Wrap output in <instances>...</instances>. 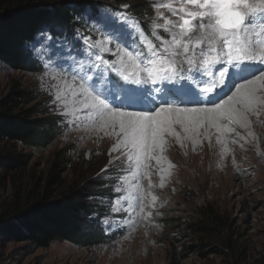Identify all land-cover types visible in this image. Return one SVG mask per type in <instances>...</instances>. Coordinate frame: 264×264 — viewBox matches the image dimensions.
Here are the masks:
<instances>
[{
	"label": "snow or ice",
	"instance_id": "6c2138e0",
	"mask_svg": "<svg viewBox=\"0 0 264 264\" xmlns=\"http://www.w3.org/2000/svg\"><path fill=\"white\" fill-rule=\"evenodd\" d=\"M153 8L150 35L130 16L105 14L92 24L102 39L76 33L82 49L47 31L31 45L36 59L63 73L53 78V95L71 123L114 135L111 152L125 150L121 184L127 187L116 188L125 194L117 199L141 213L151 195L143 184L147 178L151 187L150 161L165 159V137L180 139L177 126L239 136L236 127L250 129L251 117L264 114V0H156Z\"/></svg>",
	"mask_w": 264,
	"mask_h": 264
},
{
	"label": "rangeland",
	"instance_id": "374dc122",
	"mask_svg": "<svg viewBox=\"0 0 264 264\" xmlns=\"http://www.w3.org/2000/svg\"><path fill=\"white\" fill-rule=\"evenodd\" d=\"M98 1L107 5L117 0ZM140 1L149 4L150 16L147 23L150 29L155 16L153 4L156 0ZM161 11L170 15L164 9ZM122 13L130 16L124 11L113 13L108 10L102 12V15L120 16ZM94 20L89 19L86 22V31L81 34L91 36L93 40L102 39L100 32L92 28ZM159 34L167 38V33L163 30ZM153 42L158 43L155 40ZM76 43L81 49L85 47L80 38ZM111 47L114 49L115 46ZM103 55L107 60L115 59L111 53ZM32 57L34 65L40 67L36 71H14L0 62V101L16 91V88L32 92L39 98L36 103L42 105L41 109L59 120V135L47 149L25 150L18 144L0 142V156L11 150L16 154L26 155L30 160L22 181L24 205L46 195L49 192L47 189H51L48 195L53 200L57 199L63 192L60 186L62 183L80 184L93 180L98 174L99 179L106 184L103 193L112 199L98 197L96 200L103 209L109 206L101 223L106 235L111 238L96 246L58 242L47 249H36L26 242L4 241L0 238L2 263L258 264L264 259V145H261L259 138L253 139L252 148L249 149L244 147L235 150L231 146L236 145L237 140L230 138L231 141H228L231 146L224 144L218 150L208 148L207 154L197 155L199 158H196L195 152L178 154L170 151L163 155L165 159L161 163L157 164L153 160L158 167L157 176L160 180L155 182L151 179L149 187L147 179L144 190L151 195L145 200L146 206L142 213L138 208L133 211L126 207L128 201L122 204L123 199H117L125 195L116 191V188L122 187L121 178L127 174L124 171V157L116 156L112 152L110 154L112 144L93 140L87 132L88 127L78 129L71 123L72 118L58 106L53 95V78L63 73L58 67L45 66L33 54ZM109 76L119 79L115 73H109ZM30 107L32 106H24ZM261 121H264V117ZM179 130L182 129L177 126L176 132L180 136ZM249 131L252 130L248 129L247 133ZM172 137L180 144L181 139ZM165 140L164 148L167 149V136ZM242 140L245 141L246 137ZM169 164L173 167L169 168ZM161 175L164 179L163 186H160ZM53 180L58 181V184L49 187ZM153 195L157 198L154 203L151 201ZM12 200L10 176L0 168V203H9ZM207 206L217 209L226 219L229 235L233 237L234 245L238 249L236 255L229 256L218 249L216 241L193 236L185 230L199 219L201 211ZM114 208L121 210L115 211Z\"/></svg>",
	"mask_w": 264,
	"mask_h": 264
},
{
	"label": "trees",
	"instance_id": "16d2710c",
	"mask_svg": "<svg viewBox=\"0 0 264 264\" xmlns=\"http://www.w3.org/2000/svg\"><path fill=\"white\" fill-rule=\"evenodd\" d=\"M85 10L92 14L87 20L82 16ZM105 10L124 11L150 35L147 23L150 7L140 0H117L107 5L98 0H0V62L14 71H36L40 67L34 65L30 45L41 32L48 30L53 36L69 38L78 45L76 33L85 32L86 22L98 18ZM38 99L32 92L16 88L0 101V142L18 144L25 150L47 149L52 145L59 135L60 123L41 109L42 105L36 103ZM29 163L26 155L11 150L0 156V168L10 176L13 192L11 202L0 203V238L26 242L36 249H47L58 242L96 246L110 240L101 223L109 206L103 209L96 200L112 199L103 193L106 184L98 174L80 184L62 183L63 192L57 199L53 200L48 195L51 189H47L46 195L24 205L22 181ZM54 184L58 181L53 180L49 187ZM185 230L193 236L216 241L218 249L229 256L237 253L226 219L211 206L204 208L199 219ZM258 264H264V259Z\"/></svg>",
	"mask_w": 264,
	"mask_h": 264
},
{
	"label": "bare ground",
	"instance_id": "6f19581e",
	"mask_svg": "<svg viewBox=\"0 0 264 264\" xmlns=\"http://www.w3.org/2000/svg\"><path fill=\"white\" fill-rule=\"evenodd\" d=\"M186 106L198 107L199 105H197V104H188ZM262 117H264V114H262L259 117V120H257L256 117H251L252 124H251L250 129L252 130L251 132L254 133V136H249L248 135V133H247L248 129H242V128H239V127H236V132H238L240 134L239 136H237L235 133H231V134L226 135L225 137H220V134L217 133L214 128H207L206 127L204 129H200L198 134L197 133H184L183 130H179V132H180V136L179 137L181 139V141H179V143L181 145L178 144V141L174 137H172V135H168L167 137L169 139V141H168L169 147L167 149L165 148V150L163 151L162 155H167V154L170 153V151L178 152V154L179 153H183V152H185L186 154H188V153L192 154L191 152H195L194 154H195L196 158H199V156H197V155H199V154L201 155L202 153L208 152V148H213V150L214 149L218 150L224 144H226L228 146H231L230 145L231 142L228 141V139L230 140V138H234V139L237 140V144L238 145L236 144V145H232L231 146V147H234L235 150L236 149H242L244 147H246L247 149L252 148V144L251 143H252L254 138H259V141L261 142V145L263 146L264 145V121L260 122V120H262ZM108 131L111 132L110 129ZM87 132H88V134L91 135L90 137L93 140H95V141L101 140L103 142L112 144L113 146L116 143V137L114 135H111V134L110 135H105L104 132L99 131L96 128H88ZM241 137H243V138L246 137V140L245 141L242 140ZM180 139H178V140H180ZM219 139H223L224 143L222 144V143L218 142ZM200 144H202V145H200ZM124 151H125L124 149H121L120 151L112 152V154H114L116 156H121L122 152H124ZM156 154L160 155L159 151H157ZM190 159H192V158H190ZM153 162H154L153 160L150 161L151 167L148 169V171L151 173V179L156 182V181L160 180V178H159V176H157L158 167L155 166V164ZM190 162H191V160H190ZM182 165H183V163H182ZM164 170L165 169H163V171ZM170 178H172V177H170ZM165 181H166V179H165ZM143 184H144V187H146L145 185H147V178L144 179ZM122 187H127V185H122ZM124 203H127V200L123 199L122 200V204H124Z\"/></svg>",
	"mask_w": 264,
	"mask_h": 264
}]
</instances>
